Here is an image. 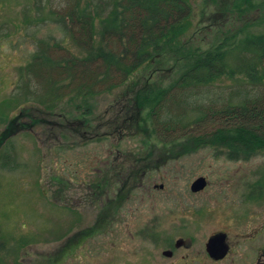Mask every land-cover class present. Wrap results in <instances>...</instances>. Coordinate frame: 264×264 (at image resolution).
Instances as JSON below:
<instances>
[{"label": "rangeland", "instance_id": "rangeland-1", "mask_svg": "<svg viewBox=\"0 0 264 264\" xmlns=\"http://www.w3.org/2000/svg\"><path fill=\"white\" fill-rule=\"evenodd\" d=\"M119 1L0 0V104L3 102L6 106L11 99L18 102L12 109L1 107V114L6 118L27 108L31 110L30 116L26 115L30 121L35 116L46 118L44 125L17 133L0 147V227L3 228L0 238L5 243L4 249H0V264H140L141 231L148 223L220 222L227 209L252 206L250 200L245 201L244 195H240L245 186H238V180L246 179L249 183L256 180L264 185V152L247 160H235L209 146L169 160L157 170H149L138 183L132 179L126 181L124 175L130 170L133 176L144 163H132L146 154L142 134L126 136V131L111 129L107 137L100 135L91 139L66 128L65 122L72 116L66 110H73V106L81 103L75 97L77 84L68 86L69 80L65 84L58 82L63 88L58 92L50 90V85L47 87L40 76L43 66L38 70L39 76L33 73L34 56L42 49L41 45L48 50L45 58L54 59H60L62 52L83 57L92 41L99 47L103 42V19H114ZM186 1L191 6L186 34L181 38V44L186 47L179 52L174 47L168 53L178 61L169 59L162 65L150 61L125 84L106 91V87L118 84L115 78L119 74L99 87L100 93L94 101L96 113L102 116L99 121L117 120L116 111L127 106L123 97L125 90L137 88L136 82H139L137 86L143 85L151 75L155 81L161 80L169 87L176 83L169 96L172 114H168L166 108L160 118L161 123L168 124L167 129L175 127L168 134H209L242 124H254L264 134V117H255V112L246 113L244 108L257 100L258 108L264 109V78L255 77L257 72H264V43L253 44L246 40V35L264 38V18H258L261 14L256 9L248 11L244 0ZM253 1L264 9V0ZM236 9L245 13L241 18L244 22H254L246 34L243 31L238 35L244 46L247 43L259 51L256 57L249 54L251 57H240L239 61L234 56L227 58L225 65L235 72L209 83L177 82L186 71L187 60L197 52L218 46L242 27ZM85 13L95 16L92 17L95 32L92 40L91 28L78 21ZM137 21L131 20L125 32L130 49L137 43L131 36ZM111 38L112 45H116L117 34L113 33ZM49 48L54 52H49ZM245 61H251L250 66L243 67ZM28 68L32 69L29 73ZM48 68L47 72L52 70L51 65ZM197 73L204 76L206 71ZM128 94L130 97L131 93ZM55 95L59 96L58 100ZM49 105L54 106L52 113H45ZM230 108L244 109V113L216 116L226 114ZM210 112L212 120L205 115ZM190 122L193 126L188 125ZM4 127L5 121L0 120V131ZM99 131L103 134L106 130ZM158 152L153 154L156 159ZM200 176L206 177L210 186L194 193L191 185ZM122 177L127 182L126 187L135 184L136 187L119 207L110 226L100 231L89 230L105 214L102 212L108 208V198H114L123 186ZM105 181L111 182L112 188L108 195L100 198L95 188ZM262 189L258 206H264ZM211 209L214 214L210 219L199 213V210L209 212ZM70 244H74L71 249ZM66 248L70 250L64 255Z\"/></svg>", "mask_w": 264, "mask_h": 264}, {"label": "trees", "instance_id": "trees-1", "mask_svg": "<svg viewBox=\"0 0 264 264\" xmlns=\"http://www.w3.org/2000/svg\"><path fill=\"white\" fill-rule=\"evenodd\" d=\"M244 1L249 8L247 9L248 11L256 9L261 14L258 18H264V9H262L257 2L253 0ZM134 7H136V9ZM116 9L117 11H115V17L112 21L111 18L103 19V42L99 47H95V42L93 43V41H90L91 47L86 49V55L83 57L62 52L60 59L45 58V53L48 52V50L44 45L40 46L42 49L34 56L32 64L34 68L33 73L39 76L38 70L43 66L40 70V76L47 82V87L50 85V90L54 92H58V89L61 90L63 87L60 88L58 82L65 84V82L69 80L68 86H70V84H77L75 88L77 95L75 97H78L81 103L76 104V107L73 106V110H66L72 115L70 119L68 118L67 122H65L67 129L75 134H79L81 137L87 135V137L91 139L98 138L100 135L107 137L109 135L107 131L111 129L123 130V133L126 131L124 133L126 136L142 134L143 147L147 146V151L146 154L132 160V163L135 164L144 162L139 165V168L133 176H142L149 170L161 167L169 160L179 159L186 154H190L207 146L214 147L219 152L226 154L230 159L235 160H247L252 155L264 152L263 131L260 127L255 128L254 124H248L249 126L244 124L232 126L231 128H224L209 134H168V132L174 130L175 127L170 130L167 129L166 125L168 124H166V122L161 123L160 118L163 109L167 108L168 114H172L173 108L170 107L169 96H171L170 94L176 83L169 87V85H163L161 80L155 81L151 75L150 77L148 76L146 82H143V85L137 86L139 82H136L135 87L137 88L125 90L123 97H126L127 106L116 111V114H119L117 120L110 118L108 120L99 121L102 116L96 113L97 108H95L96 103L94 102L95 97L100 93L98 92L99 87L104 86L107 81L114 79L119 74L120 75L115 78L119 80L118 84H112L106 87V91L116 85L125 84L130 78L136 75L137 70L141 66L150 61H152V63L157 62V64L160 65H162V63L166 64L169 59L176 62L178 61L175 58L169 57L168 53L169 50L174 49V47L177 48L176 51L178 52L184 50L183 48L186 47L181 44V38L186 34L185 24L190 16L191 6L186 0H121L117 2ZM236 10L237 13L241 11L238 9ZM238 15H240L239 21L242 27H238L236 33L229 35L232 39H224L222 43L208 49L207 52H197L198 54H195L192 59L187 60L185 64L186 71L177 82L195 81L198 83H209L225 74L235 72L229 70L227 68L228 65H225V60L227 58L229 59L234 56L239 61L241 59L240 57H256L259 51L254 46H248L247 43L245 47L242 43V38L238 35L239 32L243 31V34H246L245 32L248 31L249 25L254 22H244L241 19L245 15L244 12ZM92 17L95 18V16L90 13L83 14V16H81L82 20L78 17V21L83 22L86 28H91L89 30L90 33H92L91 40L95 33L92 28ZM133 19L138 20L137 27L133 30L134 34H131L133 41L137 43L134 49H130L129 36L125 32ZM74 21L76 20L73 17V22ZM166 22H168V25ZM138 27L139 30L137 29ZM113 33H116L118 37L116 40L113 39L116 45H112V38L110 39ZM246 38V40L251 43H264V38L255 39L247 35ZM233 39L235 41L230 43ZM241 47H243L242 50ZM49 52H51V48H49ZM53 52L54 49L52 48L51 53ZM249 54H251V56H249ZM250 64L251 61H245L243 67H248ZM49 65H51L52 70L47 72L46 70L50 69L48 68ZM94 66H96L95 69ZM159 67L158 70L161 69V66ZM30 70L32 69L28 68L27 72H31ZM201 70L206 71L204 76L197 73ZM52 73L53 76H51ZM188 74H190V77ZM255 77L262 80L264 78V72H257ZM77 79L80 80V83ZM129 92L131 93L130 97L128 96L130 95L128 94ZM36 93H38V91H36ZM55 99L58 100L59 96L55 95ZM253 103L252 105H249L251 103L246 104L244 107L245 112H255V117H264V109L258 108V101L256 100ZM3 104V102L0 104V108L2 107L4 109L5 107L6 109H12L18 102L11 99V102H8L6 106ZM54 105L58 106L56 102ZM53 108L54 106L52 105L46 106L45 113H52L51 110ZM34 109L43 112V110L39 108ZM30 111L27 108H22L17 114L8 115L6 118H3L0 110V120L5 121V127L0 131V147L15 134L21 131L28 132L31 127L45 124L43 121H45L46 118L43 116H35L30 121L28 118L31 114ZM28 113L29 116L27 117L26 115ZM243 113L244 109L230 108L226 114L218 113L216 116L230 117L231 115L234 116ZM60 114L64 116L68 115L66 112H61ZM205 115L208 119H213L212 112L208 114L205 113ZM169 125L173 127L171 122ZM188 125L191 126V122L188 123ZM101 129H105L106 131L101 134L99 131ZM132 129L135 130V132H133ZM155 152H158V159L153 155ZM132 173L133 172L129 170L127 176L124 175L126 181L129 180ZM124 177H122L123 186L119 188L116 196H114V198H108L106 201V205L108 203V208H106V211L102 212L105 214H102L89 230H93L94 228L96 231L105 229V227L111 223L112 218L115 217L123 201H125L131 193L132 186H125L127 182L124 181ZM261 184L259 183L260 196L263 193L261 190L264 188V185ZM111 188L112 183L105 181L104 185L98 184L95 191L101 198L104 195H108ZM1 229L3 228L0 227V230ZM93 233L94 232L84 237H88ZM2 239L3 238H0V249H4L5 247V243Z\"/></svg>", "mask_w": 264, "mask_h": 264}, {"label": "flooded vegetation", "instance_id": "flooded-vegetation-1", "mask_svg": "<svg viewBox=\"0 0 264 264\" xmlns=\"http://www.w3.org/2000/svg\"><path fill=\"white\" fill-rule=\"evenodd\" d=\"M145 175L129 179L138 183ZM206 181L205 189L210 186L207 178ZM248 181L237 182L245 186L240 195L252 206L227 209L220 222L148 223L141 231L140 264H264V206H258V181ZM135 187L136 184L132 188ZM199 213L209 219L214 214L213 209ZM73 245H69L70 249Z\"/></svg>", "mask_w": 264, "mask_h": 264}, {"label": "water", "instance_id": "water-1", "mask_svg": "<svg viewBox=\"0 0 264 264\" xmlns=\"http://www.w3.org/2000/svg\"><path fill=\"white\" fill-rule=\"evenodd\" d=\"M207 181L205 177L197 178L191 185V190L193 192H200L205 189Z\"/></svg>", "mask_w": 264, "mask_h": 264}]
</instances>
